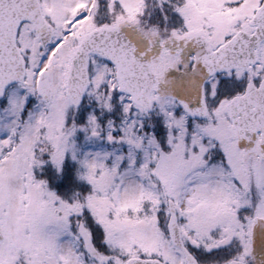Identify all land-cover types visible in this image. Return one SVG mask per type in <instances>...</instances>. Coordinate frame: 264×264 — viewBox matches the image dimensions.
Segmentation results:
<instances>
[{"label":"snow or ice","instance_id":"snow-or-ice-1","mask_svg":"<svg viewBox=\"0 0 264 264\" xmlns=\"http://www.w3.org/2000/svg\"><path fill=\"white\" fill-rule=\"evenodd\" d=\"M0 264H264V0H0Z\"/></svg>","mask_w":264,"mask_h":264}]
</instances>
